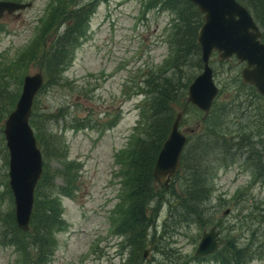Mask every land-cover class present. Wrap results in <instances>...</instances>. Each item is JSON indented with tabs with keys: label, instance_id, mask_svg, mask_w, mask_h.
<instances>
[{
	"label": "rangeland",
	"instance_id": "1",
	"mask_svg": "<svg viewBox=\"0 0 264 264\" xmlns=\"http://www.w3.org/2000/svg\"><path fill=\"white\" fill-rule=\"evenodd\" d=\"M14 1L27 6L0 18V66L18 59L44 32L38 55L49 52L64 29L58 19L52 20L58 0ZM164 1H99L61 82L46 83L35 99L33 112L40 130L32 124L34 132L54 153L48 158L39 143L44 169L53 177L61 161H70L73 175L76 172L72 193L56 190L65 225L54 230L48 264H119L129 257V234L135 231L123 228L129 215L124 198L129 178L127 169L121 172V152L144 132L145 124L140 126L139 121L140 105L147 99L145 80L171 57L176 13L164 7ZM67 4L79 6L76 0ZM174 4L181 6L180 1ZM174 58L164 74L175 75ZM32 61L36 62L22 72L21 89L13 77L1 81L7 95L17 90L21 94L27 74H45L43 58ZM186 61L191 60L179 61L184 76L195 78L203 71L196 61L184 65ZM210 64L220 93L207 117L187 103V94L176 107L177 112L184 110L181 130L193 132L188 134L179 172L168 186L155 183L162 202L151 204L156 225L150 234L156 236L146 248L143 264H264V174L255 167L257 155L264 162V96L243 82L245 62L234 56L220 59L214 52ZM6 118L0 120V240L11 232L9 213L16 212L13 193L6 187L10 159ZM55 182L61 186L64 178L57 174ZM212 227L225 242L215 252L197 255L204 231ZM22 260L15 246L0 245V264H23Z\"/></svg>",
	"mask_w": 264,
	"mask_h": 264
},
{
	"label": "trees",
	"instance_id": "2",
	"mask_svg": "<svg viewBox=\"0 0 264 264\" xmlns=\"http://www.w3.org/2000/svg\"><path fill=\"white\" fill-rule=\"evenodd\" d=\"M99 1L101 0H91L86 4H80L76 0V5L79 4V6H77V9H74V7L67 4V0H58V9L57 11L54 10L52 20L58 19L57 23H61L64 29L63 33L53 42V48L47 53H40L44 62L41 63L45 72L44 86L46 83L57 84L61 82L63 71L72 61L73 54L80 40L85 36L91 16ZM177 1H180L181 6L174 4ZM239 1L250 9L264 35V0ZM163 6L176 13L170 40V56H175L173 60L177 61L176 65L172 67L175 69V75L170 76V74L167 73V75L163 72L168 66L170 67L171 61L169 60L171 57L160 65L159 71L155 72L153 70L154 73L149 74V78L145 80V85L143 86L147 99L145 98L144 102L140 105L142 115L139 123L140 126L141 124H145L144 132L138 134L137 137H131L134 141H132L127 150L121 152H124V154H121V157L123 156L121 172L127 169L129 178V181L126 182V186L129 188L126 192L127 198L126 194H124L125 204L127 200L129 206V215L128 217L126 216L128 223L125 222L123 228L126 231L133 228L135 232L129 234L131 250L128 259L119 264H143L146 248L156 236L155 233L153 235L150 234L151 229L156 225L151 213L153 211L151 204L155 202L160 205L162 196L156 197L159 191L156 190L155 183L157 180L154 177L153 171L163 143L179 113L176 111V107L187 97L186 94L188 95V93L186 91L194 78L189 74L183 75V72L180 70L182 64H179V61L189 58L191 61H186L184 65L189 63L194 64V61H196L194 65L199 68L204 64L201 47L197 42L203 14L197 5L190 0H165ZM43 36H46L45 32L40 38L35 39L32 44L27 46L25 48L27 50L18 56V59L11 60L14 62H10L6 66H0V83L6 77H13L12 82L17 86L19 85L18 89H21L22 72L25 74L30 64L36 62L32 61L33 58L40 57L38 55V48L42 43ZM175 50L177 51L176 54ZM158 73H161V75H158ZM5 92H7V89L0 86L1 121L8 117L9 113L16 106L20 95V91L18 93V90L15 95H7ZM31 123L40 130L34 112ZM40 135L38 143L44 147L46 156L48 158L54 156L53 151L40 138ZM52 137L57 145V136L52 134ZM125 157L127 163L124 162ZM255 158L257 159L255 167L258 173L260 175L264 174V165H262V168L260 166L262 156L257 155ZM71 169H73L72 162L61 161L60 169L56 171L57 174H60L64 178V184L61 186H58L55 182L57 174L52 177L48 169H44L35 190V204L28 231L22 230L18 226L14 210L9 213L8 217L12 220L11 232L0 240V245L9 244L19 249L21 256L24 258L22 260L23 264H48L50 262L55 247L54 230L60 229L65 225V221L61 217L59 192H56V190L59 189L64 193H72L71 188H73L76 172L73 175ZM6 187L9 188L8 183ZM148 236L152 239L149 240ZM123 248L126 249L127 247L123 246ZM110 264L117 263L112 261Z\"/></svg>",
	"mask_w": 264,
	"mask_h": 264
},
{
	"label": "water",
	"instance_id": "3",
	"mask_svg": "<svg viewBox=\"0 0 264 264\" xmlns=\"http://www.w3.org/2000/svg\"><path fill=\"white\" fill-rule=\"evenodd\" d=\"M203 13L197 42L201 47L203 71L188 86L187 102L199 107L207 117L220 93L210 64L217 52L220 59L233 56L247 65L242 69L244 83L252 84L264 95V42L263 32L250 10L239 0H190ZM30 4V3H28ZM27 4L11 0L0 1V18L6 12L25 8ZM42 73L28 74L15 109L5 122V137L10 152V186L16 203V220L22 230H29L32 219L35 189L43 174V155L30 124L33 103L43 86ZM183 111L176 116L171 130L158 155L154 177L168 184L180 170L182 153L189 141L187 128L181 130ZM225 242L220 231L212 227L204 231L197 255L215 252ZM147 255V251L145 253Z\"/></svg>",
	"mask_w": 264,
	"mask_h": 264
}]
</instances>
